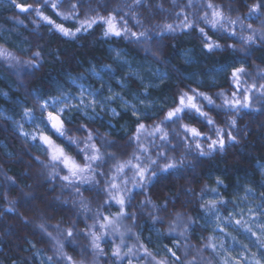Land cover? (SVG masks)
I'll use <instances>...</instances> for the list:
<instances>
[{"label": "clouds", "instance_id": "9594fccd", "mask_svg": "<svg viewBox=\"0 0 264 264\" xmlns=\"http://www.w3.org/2000/svg\"><path fill=\"white\" fill-rule=\"evenodd\" d=\"M0 264H264V0H0Z\"/></svg>", "mask_w": 264, "mask_h": 264}, {"label": "snow or ice", "instance_id": "6c2138e0", "mask_svg": "<svg viewBox=\"0 0 264 264\" xmlns=\"http://www.w3.org/2000/svg\"><path fill=\"white\" fill-rule=\"evenodd\" d=\"M21 7H23V6H21ZM114 29V26L113 25H109V30L111 31V30H113ZM239 71V69H234L233 70V75H235L237 72ZM191 101H192V98L191 97H188V102H189V104L191 105ZM181 104H183L184 103V100H183V98H181ZM192 106H194V105H192ZM49 115V118L52 120V122H53V126L55 127V126H58V123H59V121H58V117H56V115L54 114V113H49L48 114ZM41 139H43V140H45V142H48V139H47V137H44L43 135L41 136ZM55 152H58V150H54V153ZM65 163L69 166V167H75V165H72L68 160H67V158L65 159Z\"/></svg>", "mask_w": 264, "mask_h": 264}]
</instances>
